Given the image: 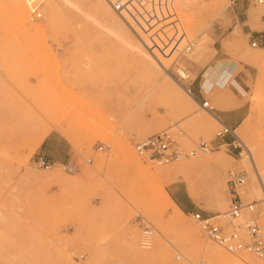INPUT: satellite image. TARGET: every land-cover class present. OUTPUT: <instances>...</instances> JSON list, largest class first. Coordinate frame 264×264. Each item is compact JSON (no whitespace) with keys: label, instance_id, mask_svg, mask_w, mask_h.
I'll use <instances>...</instances> for the list:
<instances>
[{"label":"rangeland","instance_id":"1","mask_svg":"<svg viewBox=\"0 0 264 264\" xmlns=\"http://www.w3.org/2000/svg\"><path fill=\"white\" fill-rule=\"evenodd\" d=\"M71 1L75 9L63 0H0V264H210L202 249L214 246L264 264L225 251L190 215L226 212L228 174L243 171L242 198L256 201L264 237L263 131L238 128L236 148L214 146L219 122L185 92L223 76L229 62L247 65L255 83L246 122L263 127L264 3ZM204 96L219 108L224 91L214 86ZM162 131L183 151L201 141L211 149L162 165L141 158L134 145ZM51 133L69 143L71 171L33 163ZM133 153L152 169L185 164L157 180L199 233L194 256L184 252L182 233L160 225L170 211L152 207L149 191L160 185L139 175Z\"/></svg>","mask_w":264,"mask_h":264},{"label":"built area","instance_id":"2","mask_svg":"<svg viewBox=\"0 0 264 264\" xmlns=\"http://www.w3.org/2000/svg\"><path fill=\"white\" fill-rule=\"evenodd\" d=\"M262 3H264V0H228V5L231 8H244L251 4ZM36 17H39V14H36ZM191 46H188V50L189 48L191 49ZM251 46L257 47V42L253 41ZM185 90L187 94L193 96L190 84ZM200 103L208 111L213 110V107L209 106L207 100L203 99ZM219 124L221 127L216 133V138L234 135L232 128L221 122ZM232 146L236 148L235 145L232 144ZM98 149L101 150L102 147L100 146ZM134 149L141 158L162 165L194 156L200 152H208L211 147L201 141L192 149L183 151L171 132L162 131L137 142L134 145ZM33 163L37 167L44 169L51 168L56 164L41 154L33 159ZM73 166L71 163L64 164V168L69 171L73 169ZM244 185L245 173L243 171L229 172L226 181L229 196L228 210L223 214L214 216L205 215L199 211H194L190 215L200 232L225 251L231 254L243 251L264 260V237L262 235V228L256 222V216L259 212L256 209V201L243 200L242 192ZM151 232L152 229L150 227H144L142 245L145 247L149 246Z\"/></svg>","mask_w":264,"mask_h":264},{"label":"crops","instance_id":"3","mask_svg":"<svg viewBox=\"0 0 264 264\" xmlns=\"http://www.w3.org/2000/svg\"><path fill=\"white\" fill-rule=\"evenodd\" d=\"M224 71L225 74L223 76L218 74L211 79L205 78L203 84L201 80L192 83L191 88L194 100L197 103H200L203 99L206 100L204 94L209 93L216 86L219 90L224 91V97L220 102V107L213 108L212 110L217 121L227 125L234 131L241 128L242 135L244 134V129L246 130V135H249L247 131H251L252 129L262 130L264 135V123L262 124L263 127H258L261 125L256 123L248 124L246 122L251 113V104L246 97L251 96L255 83L251 69L244 64L236 65L235 63L229 62L226 64ZM252 125L256 127H249ZM234 135H225L222 138H216L212 141V144L214 146H220L222 144L228 146L234 145V138H237L235 132ZM39 145L41 154L52 162L56 164L71 162L72 150L69 143L58 133L49 134ZM259 161L264 165V156L261 159L259 157ZM173 200L180 208H184V204L179 198L173 196Z\"/></svg>","mask_w":264,"mask_h":264},{"label":"bare ground","instance_id":"4","mask_svg":"<svg viewBox=\"0 0 264 264\" xmlns=\"http://www.w3.org/2000/svg\"><path fill=\"white\" fill-rule=\"evenodd\" d=\"M63 2L65 3V5L67 4L69 8L70 7L72 9L76 8L74 1L63 0ZM217 3H218L219 8H224L226 1L225 0H217ZM39 16H40V14H39ZM116 37L119 38L118 35H116ZM144 48L147 49L145 47V45H144ZM259 49H261V48H259ZM259 49H257V50H259ZM186 51H189L188 47L186 48ZM139 54L142 56V58L145 62H148L150 60L149 55H147L145 52L139 51ZM160 69L166 70L167 68L162 67ZM177 75L181 79L187 78V75L184 73V71H178ZM180 89H181V87H180ZM189 96L191 98H193V96H191V95H189ZM197 105H199V107L201 109H203V106L201 105V103H197ZM203 110H206V109H203ZM202 117H204V116H202ZM210 117L212 119L211 121H217L216 117H214L213 114H211V116H209V118ZM197 118L199 119V121H201V123H203V121H204L203 118H200L199 116H197ZM42 138L43 137H41L39 139L38 144L42 140ZM131 161L134 164V166L140 172L142 171L140 174L138 173L140 176L144 175L145 180H147V179L152 180L153 178H155V180H156L155 182H157L159 185H160V183L158 182V180L160 181L161 179H164L165 177L169 178L171 175H173L176 172H178L179 170L183 169V167L185 165V164L184 165L178 164L176 166H169L167 169L165 168L164 170L162 168H153L152 169L150 166L143 165L134 153L131 157ZM149 192H150V200L149 201H150L153 208H155L160 213L170 211L169 216H167V218L165 220H163V221L160 220V222H161L160 225L161 226L162 225L163 226H166V225L170 226V227L176 229L177 231H179L180 233H182L183 234V240H184L183 241L184 252L187 255L194 256L195 246L197 247V244H196L197 240L196 239L199 238V233H198L197 229L195 228V226L190 222V220H187L185 218V213L183 212V210L174 202V200L171 198V196L164 190L162 185H160L158 187L157 191H155L153 189V191L150 190ZM192 196L194 197L193 194H192ZM218 207H221L220 204H218ZM155 245H157L158 248L160 247V240L159 239H155ZM202 251H203L205 257L207 258V260L209 261L210 264H263L262 262H255L254 260H252L249 257H246V258L244 257L246 262L243 263V262L237 260L236 258L229 256L223 250L219 249L216 246L203 248Z\"/></svg>","mask_w":264,"mask_h":264}]
</instances>
